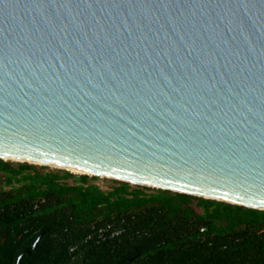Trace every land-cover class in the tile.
I'll return each mask as SVG.
<instances>
[{
	"label": "water",
	"instance_id": "water-1",
	"mask_svg": "<svg viewBox=\"0 0 264 264\" xmlns=\"http://www.w3.org/2000/svg\"><path fill=\"white\" fill-rule=\"evenodd\" d=\"M0 158L264 209V0H0Z\"/></svg>",
	"mask_w": 264,
	"mask_h": 264
},
{
	"label": "trees",
	"instance_id": "trees-1",
	"mask_svg": "<svg viewBox=\"0 0 264 264\" xmlns=\"http://www.w3.org/2000/svg\"><path fill=\"white\" fill-rule=\"evenodd\" d=\"M74 176L0 158V264H264V209Z\"/></svg>",
	"mask_w": 264,
	"mask_h": 264
},
{
	"label": "rangeland",
	"instance_id": "rangeland-1",
	"mask_svg": "<svg viewBox=\"0 0 264 264\" xmlns=\"http://www.w3.org/2000/svg\"><path fill=\"white\" fill-rule=\"evenodd\" d=\"M13 161L18 162L17 160H13ZM39 165H43V164H39ZM47 166H49V165H47ZM49 167H51L52 169H58V167H55V166H49ZM60 169H63V168H60ZM72 172L75 173L76 176L71 177L70 181H80L79 180V175L83 174V172H76V171L74 172L73 170H72ZM90 174H92V173H90ZM91 181L100 184L105 189H108V188H110V187H112L114 185V183L111 180V178L103 177V176H99V178H91Z\"/></svg>",
	"mask_w": 264,
	"mask_h": 264
},
{
	"label": "bare ground",
	"instance_id": "bare-ground-1",
	"mask_svg": "<svg viewBox=\"0 0 264 264\" xmlns=\"http://www.w3.org/2000/svg\"><path fill=\"white\" fill-rule=\"evenodd\" d=\"M71 170H73L74 172H88V171H84V170H81V169H77V168H72L70 167ZM88 173H92V172H88Z\"/></svg>",
	"mask_w": 264,
	"mask_h": 264
}]
</instances>
